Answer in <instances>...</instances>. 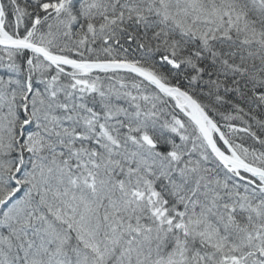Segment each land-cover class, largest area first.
Listing matches in <instances>:
<instances>
[{"label": "snow or ice", "instance_id": "obj_1", "mask_svg": "<svg viewBox=\"0 0 264 264\" xmlns=\"http://www.w3.org/2000/svg\"><path fill=\"white\" fill-rule=\"evenodd\" d=\"M0 264H264V0H0Z\"/></svg>", "mask_w": 264, "mask_h": 264}]
</instances>
